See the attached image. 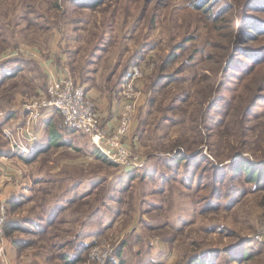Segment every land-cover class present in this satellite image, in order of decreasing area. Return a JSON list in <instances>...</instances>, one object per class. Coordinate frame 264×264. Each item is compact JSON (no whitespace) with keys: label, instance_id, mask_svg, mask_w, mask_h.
Listing matches in <instances>:
<instances>
[{"label":"rangeland","instance_id":"obj_1","mask_svg":"<svg viewBox=\"0 0 264 264\" xmlns=\"http://www.w3.org/2000/svg\"><path fill=\"white\" fill-rule=\"evenodd\" d=\"M45 58L64 59L67 76L50 77L42 95L23 103L13 130L0 126V264H264V179L234 171L243 161L264 166V0H0V68L25 63L44 79ZM52 79L82 86L98 112L89 89L108 86L122 108L132 84L129 152L140 165H92L136 177L98 189L99 234L84 241L81 259L85 238L70 214L17 213L23 191L3 186L14 176L48 203L34 183L49 164L30 165L41 117L34 141L18 133ZM61 117V129L72 130ZM83 204L84 215L94 209ZM100 244L109 253L91 254Z\"/></svg>","mask_w":264,"mask_h":264},{"label":"crops","instance_id":"obj_2","mask_svg":"<svg viewBox=\"0 0 264 264\" xmlns=\"http://www.w3.org/2000/svg\"><path fill=\"white\" fill-rule=\"evenodd\" d=\"M64 62V59L61 60V63L52 58L41 59L40 63L43 67L41 71L44 79H41L38 71L34 72L25 63L18 64L19 62H16L5 68H0V126L3 125L4 128L13 130L15 126L19 125L25 114L23 103L35 98L36 94L42 95L46 91L44 85L48 84L50 77L62 78L67 76V67L63 68ZM113 91L105 85L100 92L103 93V96L100 97V93L94 91V88L88 90L89 95L94 99L96 98L99 112L104 116L103 124L109 129H114L117 126L121 111V102L117 101V98L115 100ZM61 116L62 114L56 110H45L35 128L38 136L36 146L32 144L30 147L36 154V159L34 158L35 160L30 163L31 166L34 164L36 167L41 160L49 164L43 174H38L34 183L36 187L42 185L46 188L44 195L48 197V203L40 204L37 197L39 192L32 191L26 182L22 181L19 185L14 176H12L13 179L6 180L3 186L8 193L23 191L18 195L24 196L25 199L13 203L16 205L17 213L23 210L33 214L37 212L45 214L50 208H56L51 209L48 213L50 221H56L61 214H70L73 222L79 225L77 236L81 239L85 238L81 242L84 244L86 239L91 242L93 237L96 238L99 234L98 225H100L99 221L101 220L99 215L102 210L100 211L98 201L94 198L98 189L104 187L103 184L105 183L112 187L115 181L124 180L126 176L130 177L132 173H95L92 165L96 161L97 163L100 160L107 164L111 163L97 157V146L85 134L74 130V128L68 130L66 126L61 129L62 125L57 124ZM86 142H89L91 148H88ZM127 142L130 144L129 136ZM133 146L135 147V145ZM135 149L138 148L135 147ZM6 157H8V161L13 160L10 156ZM110 197L109 200L112 203L115 202ZM91 202L95 204L92 206L94 209L84 215L83 203ZM117 202L118 204L121 203L120 200ZM102 205L101 208H104L105 204ZM84 234L87 235L84 237Z\"/></svg>","mask_w":264,"mask_h":264},{"label":"built area","instance_id":"obj_3","mask_svg":"<svg viewBox=\"0 0 264 264\" xmlns=\"http://www.w3.org/2000/svg\"><path fill=\"white\" fill-rule=\"evenodd\" d=\"M130 84L128 82L127 89L124 92L129 100L126 101L128 104L125 103L121 108L117 126L114 129H109L103 124V114L97 111L95 103L82 86L75 85L69 80L52 79L42 99L29 103L30 116L25 126L18 133V137L27 138L30 142L34 141L35 137L31 133L32 124L39 120L42 111L57 109L63 115L66 124L88 136L108 162L113 161L125 169H134L140 164L138 165L137 159H133L127 142L132 128L131 110L133 106L129 105L132 103L130 100L132 97L128 93L132 85ZM9 137L12 149L14 146H18L17 133H15V136ZM23 150L27 151L26 147ZM6 219L5 216L0 218V226L6 222ZM105 244L108 245V243ZM109 251V247L100 244L93 248L91 254L99 256L102 252L108 254Z\"/></svg>","mask_w":264,"mask_h":264},{"label":"trees","instance_id":"obj_4","mask_svg":"<svg viewBox=\"0 0 264 264\" xmlns=\"http://www.w3.org/2000/svg\"><path fill=\"white\" fill-rule=\"evenodd\" d=\"M88 1H90V0H88ZM179 153H181V152H179ZM0 154H2L1 152H0ZM179 155H181V156H179V157H177V159L178 160H184L185 158L182 156V154H179ZM97 157L98 158H100V159H103V160H107L106 159V157H104V155L98 150V152H97ZM25 160H27L28 162L31 160V158H27V159H25ZM108 161V160H107ZM248 162V161H247ZM247 162H239V163H241V164H239L238 163V165H237V167L236 168H234V171L235 172H238V171H240V170H242L243 172H245L247 175H248V179H249V181H253V180H255V181H257V182H261L263 179H264V166H258L257 167V165H255V164H252V163H247ZM135 176H134V174H132L129 178H134ZM97 200V199H96ZM98 201V200H97ZM99 207H100V205H99ZM46 219H48V217L46 218ZM45 219H42V220H39L40 221V223H42V221H44ZM47 221V220H46ZM44 223H46V222H44ZM52 224V222H48V226H50ZM41 226H38V228H40ZM43 227H45L44 225H43ZM10 229H13V227H11ZM15 229V228H14ZM40 230H42V233H46V231L47 230H45L44 228H41ZM46 235V234H45ZM57 235V234H56ZM49 238V237H48ZM65 246L66 247H70V246H72V244L70 243V239L67 241V242H65ZM85 245L84 244H82V243H80L78 246H77V256H79V258L81 259V258H83V257H85L84 255H85V253H86V251H87V248H86V246L84 247ZM123 247H124V245L122 246H120L119 248H118V250H117V256L118 257H121V255H122V249H123ZM76 256V257H77ZM77 262V261H76ZM114 263V262H113ZM193 264H201L202 262H201V260L199 259V258H196L193 262H192ZM69 264V263H68ZM70 264H75V262H71Z\"/></svg>","mask_w":264,"mask_h":264}]
</instances>
